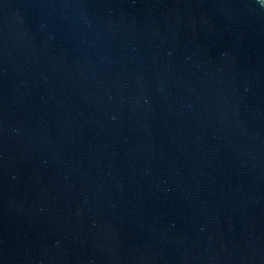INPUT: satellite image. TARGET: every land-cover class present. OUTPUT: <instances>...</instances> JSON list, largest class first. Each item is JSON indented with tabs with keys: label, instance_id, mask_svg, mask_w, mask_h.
I'll use <instances>...</instances> for the list:
<instances>
[{
	"label": "water",
	"instance_id": "1",
	"mask_svg": "<svg viewBox=\"0 0 264 264\" xmlns=\"http://www.w3.org/2000/svg\"><path fill=\"white\" fill-rule=\"evenodd\" d=\"M0 264H264V2L0 0Z\"/></svg>",
	"mask_w": 264,
	"mask_h": 264
},
{
	"label": "snow or ice",
	"instance_id": "2",
	"mask_svg": "<svg viewBox=\"0 0 264 264\" xmlns=\"http://www.w3.org/2000/svg\"><path fill=\"white\" fill-rule=\"evenodd\" d=\"M261 2H264V0H261Z\"/></svg>",
	"mask_w": 264,
	"mask_h": 264
}]
</instances>
